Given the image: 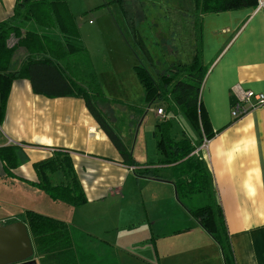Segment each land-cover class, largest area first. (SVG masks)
Instances as JSON below:
<instances>
[{"label":"crops","instance_id":"crops-1","mask_svg":"<svg viewBox=\"0 0 264 264\" xmlns=\"http://www.w3.org/2000/svg\"><path fill=\"white\" fill-rule=\"evenodd\" d=\"M14 4L15 0H0V22L12 15ZM201 44L202 60L208 72L200 98L214 134L198 154L206 160L212 173L235 264H264V105L237 119L231 117L235 86L264 94V7L202 17ZM127 46L123 47L114 40L109 48H113L112 54L118 55L120 60L107 64L101 70L103 72L93 68L104 96L97 98L96 104L116 130V116L110 105L123 101L136 103L143 100L144 95L133 70L138 65L137 54ZM114 85H118L117 92L110 94L109 87ZM133 87L136 96L128 98ZM132 105L123 107L132 108ZM159 108L164 110L165 106ZM157 109L148 110V113H154L155 123L165 117L170 121L179 119L180 139L184 135L196 141L186 132L179 111L168 114L164 111L163 116H158ZM143 120L140 119L138 124L137 137ZM137 137L133 146L125 144L137 163L136 167H129L123 164L119 152L91 116L83 99H51L36 95L27 80H15L0 125V148L16 149L17 166L9 168L0 161V227L16 221L24 223L26 209L16 212L9 207L14 191L20 193L21 199L34 197L37 200L44 196L42 191L28 184L38 181L34 165L50 160L56 152H66L86 202L72 206L53 202L47 197L48 201L41 207L43 210L39 207L32 211L70 225L79 264H124L116 259L114 241L109 239L108 232L133 224L142 215V202L150 215L147 204L157 200L161 220L169 218L172 212L179 215L184 212L185 217L189 214L192 218L188 205L178 202L172 183L147 179L137 173L147 167L160 169L154 165L159 159L157 148L154 151L150 145L149 152L147 141ZM52 180L55 183L64 180L62 173H54ZM131 185L158 186L162 198L156 194L150 196V200L137 198ZM3 201L8 203L6 209L1 206ZM161 220L160 229L155 228L156 223H151V243H154L155 250L147 247L135 254L139 264H185L187 258H181L183 249L171 248L172 243L183 238V232L189 236L187 255L190 253L195 257L201 250V247H194L196 239H191L192 234L194 237L198 235L202 242L206 241L205 246L220 253L218 245L194 219L193 225L183 230L177 228L179 234L168 232ZM31 259L36 261L35 253ZM197 259H206V254L201 252ZM221 260L224 264L222 256Z\"/></svg>","mask_w":264,"mask_h":264},{"label":"trees","instance_id":"trees-1","mask_svg":"<svg viewBox=\"0 0 264 264\" xmlns=\"http://www.w3.org/2000/svg\"><path fill=\"white\" fill-rule=\"evenodd\" d=\"M256 7L257 0H190L193 22L189 29L190 38L192 32L193 37L187 61L169 65L156 79L143 65L133 68L146 106L164 104L165 109H161L165 114L175 110L181 112L199 137L197 143L184 135L176 140L169 134L171 121L163 118L156 123L154 133L159 155L154 165L160 169L147 167L137 173L147 179L172 183L176 198L183 206L199 198L200 206H188V212L218 245L224 264H235V261L214 179L206 160L200 154H193L203 138L209 140L214 134L200 98L208 72L202 60L201 20L209 14ZM131 33L150 59L133 23ZM23 79L30 83L33 94L51 99H83L91 116L119 152L123 164L137 166L131 151L96 104L97 98L104 96L67 0H15L12 15L0 22V125L11 85ZM234 104L235 99H232V106ZM16 156L15 148H0V161L7 167L17 166ZM34 169L38 181L28 184L44 192L51 201L72 206L86 202L66 152H56L50 160L35 164ZM56 172H61L64 180L55 183L52 175ZM24 223L36 264H79L67 222L26 210Z\"/></svg>","mask_w":264,"mask_h":264},{"label":"rangeland","instance_id":"rangeland-1","mask_svg":"<svg viewBox=\"0 0 264 264\" xmlns=\"http://www.w3.org/2000/svg\"><path fill=\"white\" fill-rule=\"evenodd\" d=\"M67 1L72 13L76 17L82 43L88 50L92 68L99 69L100 72H103L101 70L107 64H112L120 60L118 55L115 53L112 54L113 48H109V46H112L114 40H117V43L123 47H128L127 45L132 47L138 57L136 64L145 66L154 79H156L157 75L163 73L169 65L186 62L188 59L187 54L190 52L189 46L191 45V38L193 37L192 32L190 38L191 31L189 29L193 22L190 0H122V2L116 0ZM129 8L132 9L130 12H128ZM132 23L143 38L150 59L145 56L141 48L134 41L131 33ZM117 88L118 85L110 86V94H115ZM126 88L130 90L128 86ZM138 88L141 90L140 86ZM135 96L136 90L133 87L132 95L128 98H135ZM123 102L126 105L133 104L132 108H124L125 104ZM123 102L120 104H112L113 106L110 105L111 111L116 116L117 130L113 128L123 143H129L131 147L137 137L136 132L140 119L143 120L145 117L143 122L141 121V132L137 138H142L147 141L149 152L151 151L150 145H153L155 151L156 138H153L156 130L155 115L154 113H148V110L155 111L162 104H155L147 108L143 100H137L136 103H132L131 101ZM178 116H180L181 122L185 124L186 132L193 139H196L195 143H197V133L192 130L181 112H178ZM179 123V119L171 120L169 134L175 139H180L181 137ZM142 130L144 136L142 135ZM135 147L138 148V144H135ZM130 188H134L133 193L135 196L137 198L141 197L143 200H145V197L150 200V196L154 194L162 198V190L158 186L138 187L131 185ZM42 194L44 196L37 200L34 197L21 199L20 193L14 191L9 207L16 212H23L25 209L37 211V208H41L44 206V202L48 201L47 195L44 192ZM3 202H1V206L6 209L8 203L6 201ZM147 206L150 215H147L145 202H142V215L133 224L122 229H112L108 232L110 235L109 239L114 241L115 257L117 260H122L124 264H139L135 258V254L139 250H145L147 247L150 250H155L154 243H151L152 235L150 234V229L153 228L152 222L153 224L156 223V229L161 228V218L157 211V200L149 202ZM188 206H200L199 198L196 201H189ZM41 210L43 209L41 208ZM136 210H140V207H136ZM183 213L179 215V213L172 212L169 218L164 217L161 220L165 229L169 230L168 232L179 234V229L183 230L186 226L193 225L191 223H195L189 214L185 217ZM149 218L153 219V221ZM186 235V232H183L181 234L183 238L176 244L172 243L171 245V248L176 246L180 250L183 249L181 251V258H187L185 264H221L222 260L219 251L216 252L214 248L211 250L205 246L206 241L202 242L199 240L198 235L194 237V234H192L191 239H196L194 247H201V250L195 254V257L190 253L187 255L189 251V236ZM139 242L141 243L138 244ZM148 244L150 246H147ZM201 252L206 254V259L199 261L197 257ZM173 259L171 257V260Z\"/></svg>","mask_w":264,"mask_h":264},{"label":"water","instance_id":"water-1","mask_svg":"<svg viewBox=\"0 0 264 264\" xmlns=\"http://www.w3.org/2000/svg\"><path fill=\"white\" fill-rule=\"evenodd\" d=\"M26 225L20 221L0 227V264H36Z\"/></svg>","mask_w":264,"mask_h":264},{"label":"built area","instance_id":"built-area-1","mask_svg":"<svg viewBox=\"0 0 264 264\" xmlns=\"http://www.w3.org/2000/svg\"><path fill=\"white\" fill-rule=\"evenodd\" d=\"M264 7V0H258L257 8L261 9ZM235 104L231 108V117L237 119L245 115L249 110L258 108L264 105V94L255 92L248 89H243L237 85L234 89ZM156 114L163 116L164 112L161 108L157 109ZM208 140L203 139L202 144L198 147L193 154L198 155L199 151L206 147Z\"/></svg>","mask_w":264,"mask_h":264}]
</instances>
